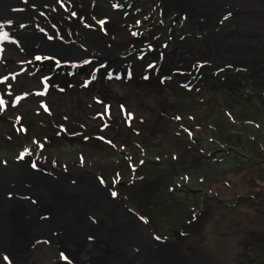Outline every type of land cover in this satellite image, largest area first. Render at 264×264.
I'll return each instance as SVG.
<instances>
[{
	"label": "rangeland",
	"instance_id": "obj_1",
	"mask_svg": "<svg viewBox=\"0 0 264 264\" xmlns=\"http://www.w3.org/2000/svg\"><path fill=\"white\" fill-rule=\"evenodd\" d=\"M54 2L34 28L83 53L0 43V162L31 156L108 202L67 201L92 227L21 236L0 264H264V0Z\"/></svg>",
	"mask_w": 264,
	"mask_h": 264
},
{
	"label": "bare ground",
	"instance_id": "obj_2",
	"mask_svg": "<svg viewBox=\"0 0 264 264\" xmlns=\"http://www.w3.org/2000/svg\"><path fill=\"white\" fill-rule=\"evenodd\" d=\"M34 5L41 7L47 6L54 11L57 10V5L55 4L54 0H0V43H2L3 41H16L15 43L18 44V47L20 48L22 53L30 56H37L38 54H40L39 57H41V55L45 57L51 56L59 58L57 60H63V62H71L73 60L80 59V56L83 52H80L79 55H73V52L75 53V51H71L72 47L75 48L78 44L69 45L64 43L66 42L64 39L50 38L49 34L45 35L40 31L41 26H36L34 28V22L32 21V19L41 15L39 11H35L32 9ZM52 19L49 21V23L51 25H54L52 24ZM20 24H23L25 26L19 28L27 29L24 31V33L18 31L17 25ZM20 42L24 44V47ZM79 48H81L82 51L86 50V48L81 45ZM70 53L73 55L72 57L76 56V58L74 59L72 57H69L68 55H70ZM86 58L88 61H98L99 63L101 62V64H106L101 59L99 60L98 58L92 57L91 54H87ZM109 65L114 66L110 63ZM27 176L29 187H31L27 191V194L30 195L29 203H34L35 206L33 207L28 203V206L32 210L28 207L29 214H27L25 217V214L23 215L22 223H16L14 221L15 218L12 214L13 212H15L16 206H20L22 203V201H18V197L22 193L18 196L14 195L13 197L7 199L5 197H8V193L3 191L0 192V195L2 194L0 200V234L2 233L5 236L4 239L0 240V245L2 249L5 246L9 247L11 253H15V251L17 250L23 252L26 245L29 246V244H33L32 242H25L24 245L20 244L19 241H22L20 239L21 236H23L24 239L29 238V240L34 239L35 241L36 238L41 235H45L46 237L50 238L55 234L65 240L64 243H68V237L72 234V232L76 231V233H78V224H86L88 227H92V225H90L88 221H85V218L80 219L79 214H77V216H74L68 212V210H71V208H66V206L64 205L67 201L70 203L73 202L72 205L76 203L78 211H80L81 209L79 205L82 204L84 205V207L86 206L87 208H89L91 213L98 211V205H103L107 201L100 199L97 196L96 189L94 192V189L92 188H89L90 190H88L85 187L74 188L65 184L62 185L57 182L51 183L45 178H40L38 174L33 176L28 173ZM18 181L19 180L17 178H13L9 179L6 182L8 184H17ZM14 192L15 194H18L17 191ZM97 201L99 204L97 203ZM72 205L71 207H73ZM42 206L44 209L47 208L48 212L50 213L44 214L42 209L40 208ZM81 215H83L82 211ZM77 217L80 220L75 219ZM16 226H19L20 229H15L14 231V228ZM102 228L107 233L111 232L110 230H106L104 226ZM82 229H80L82 232V234L80 235V241L83 242L85 237L91 232H89L84 226L82 227ZM33 230L34 233H30ZM96 231L97 232L94 233V237H98L105 241L103 236H101L102 234L99 235V230L96 229ZM109 233L107 235H110ZM21 245H23V247H21ZM110 254V250L107 251L104 258H106V256H109Z\"/></svg>",
	"mask_w": 264,
	"mask_h": 264
},
{
	"label": "water",
	"instance_id": "obj_3",
	"mask_svg": "<svg viewBox=\"0 0 264 264\" xmlns=\"http://www.w3.org/2000/svg\"><path fill=\"white\" fill-rule=\"evenodd\" d=\"M36 175L41 178H45L48 180H57L53 176H50L47 172L42 169L36 167L34 160H32L31 156L24 155L19 157L18 159L13 160L9 164L0 162V192L8 193L5 197L7 199L15 196L21 195L18 197V201H27L30 200V195L27 194L29 187V181L27 174ZM17 178L19 181L17 184L14 183H7L9 179ZM60 181V180H58ZM14 191H17L18 194H15ZM2 195V194H1ZM0 195V200H1ZM13 217L15 218L16 223H22V217L29 214L28 206L25 203H21L20 206H16L15 212L12 213ZM35 222V221H34ZM34 224V223H33ZM19 230V226L14 228V231ZM92 231V230H91ZM21 238V237H20ZM22 239V238H21ZM65 254V253H63Z\"/></svg>",
	"mask_w": 264,
	"mask_h": 264
},
{
	"label": "flooded vegetation",
	"instance_id": "obj_4",
	"mask_svg": "<svg viewBox=\"0 0 264 264\" xmlns=\"http://www.w3.org/2000/svg\"><path fill=\"white\" fill-rule=\"evenodd\" d=\"M177 2H179L178 4L180 5V3H181V1H177ZM183 2H186V1H183ZM183 4V3H182ZM260 17H257V19H259ZM261 19V18H260ZM133 61H135V60H130V61H126V63H128V64H131ZM118 63H116V62H111V65H114V66H116ZM148 65V67H146L148 70H151V67L150 66H153L152 64H146V66ZM2 76H0V78H1ZM5 83V81H4V79H0V86L1 85H5L4 84ZM9 84H7V86H8ZM9 87V86H8ZM100 252L101 253H103V254H105V250L103 249V247L100 249ZM179 258V257H178ZM180 259L181 260H183V257L182 256H180ZM86 264H91L90 262H88V263H86Z\"/></svg>",
	"mask_w": 264,
	"mask_h": 264
},
{
	"label": "trees",
	"instance_id": "obj_5",
	"mask_svg": "<svg viewBox=\"0 0 264 264\" xmlns=\"http://www.w3.org/2000/svg\"><path fill=\"white\" fill-rule=\"evenodd\" d=\"M219 110L221 111V110H222V108H221V107H219V108H216V111H219ZM190 130H192V129H189V131H190ZM229 135H231V134H229ZM178 140H180V139L178 138Z\"/></svg>",
	"mask_w": 264,
	"mask_h": 264
}]
</instances>
